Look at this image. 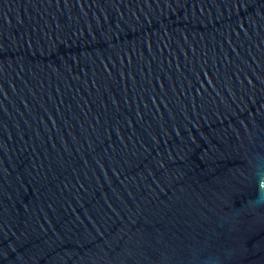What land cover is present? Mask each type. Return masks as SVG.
<instances>
[{
    "label": "water",
    "instance_id": "1",
    "mask_svg": "<svg viewBox=\"0 0 264 264\" xmlns=\"http://www.w3.org/2000/svg\"><path fill=\"white\" fill-rule=\"evenodd\" d=\"M0 264H264V0H0Z\"/></svg>",
    "mask_w": 264,
    "mask_h": 264
}]
</instances>
